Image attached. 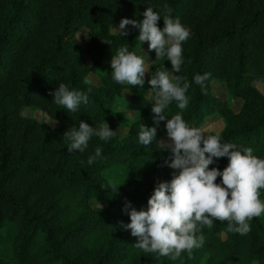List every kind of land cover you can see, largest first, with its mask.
Returning a JSON list of instances; mask_svg holds the SVG:
<instances>
[{
    "label": "trees",
    "instance_id": "obj_1",
    "mask_svg": "<svg viewBox=\"0 0 264 264\" xmlns=\"http://www.w3.org/2000/svg\"><path fill=\"white\" fill-rule=\"evenodd\" d=\"M165 5L191 36L182 44L180 72L164 57L149 79L164 69L191 86L186 109L173 101L165 110L157 139L167 137V119L177 113L199 129L217 117L223 128L209 135L264 158V92L256 86L264 84V0H0V264H264V214L250 221L246 235L229 231L227 221L202 226L203 246L176 260L137 249V238L120 226L130 223L126 202L146 210L157 184L176 172L162 166L168 153L158 143L145 147L138 140L142 124L154 126V100L145 94L151 86L112 77V56L125 46L135 53L139 29L128 26L123 37L113 28L123 18L142 21L151 7L163 29ZM82 29L90 32L86 43L77 40ZM205 73L202 90L193 77ZM91 74L100 85L89 81ZM216 82L228 100L214 94ZM59 83L77 91L91 87L89 103L76 112L55 104L49 92ZM230 99L242 101L238 112ZM28 109L42 119L25 116ZM81 120L94 128L105 121L126 133L108 141L93 136L83 152H69L63 133ZM55 121V127L48 123ZM97 147L102 155L90 166ZM228 162L219 158L209 167L222 171Z\"/></svg>",
    "mask_w": 264,
    "mask_h": 264
},
{
    "label": "clouds",
    "instance_id": "obj_2",
    "mask_svg": "<svg viewBox=\"0 0 264 264\" xmlns=\"http://www.w3.org/2000/svg\"><path fill=\"white\" fill-rule=\"evenodd\" d=\"M171 12L172 9L165 5L163 29L157 23L161 19L160 13L151 7L144 11L142 21L123 18L114 29L123 37L130 34L128 26L139 29V43L148 42L156 59L166 57L174 72L179 73L183 63L182 44L191 32L179 18L173 19ZM111 69L118 84L140 87L145 83V73L149 72L145 60L126 46L112 56ZM209 75L196 74L193 80L203 90ZM148 84L155 90L151 108L154 126L142 124L138 140L145 147L158 143L162 151L168 153L162 166L177 172L170 182L157 184L146 210L137 211L126 202L124 211L129 215L130 223L121 221L120 226L137 238L134 244L137 249L155 252L171 260H176L183 252L191 253L202 247L205 241L202 226L211 227L214 220L227 221L229 231L246 235L251 231L250 221L264 214V201L260 199V190L264 189V158L253 155L250 147L241 151L234 144L222 143L219 135H206L201 129L190 127L180 113L167 119V139H157L160 122L166 119L164 113L169 105L176 101L179 109L188 107L186 93L191 85L185 77L164 69L151 74ZM91 91V87L87 91L70 90L64 83H59L49 95L53 96L55 104L76 112L82 103H89ZM115 135L105 121L99 128H94L83 120L78 129L73 127L63 133L69 152H83L93 136L108 141ZM101 155V149L97 147L95 154L88 158V164L91 166ZM223 157L229 162L222 171L209 167ZM218 177L220 183L216 182ZM110 186L113 191H118L117 186Z\"/></svg>",
    "mask_w": 264,
    "mask_h": 264
},
{
    "label": "rangeland",
    "instance_id": "obj_3",
    "mask_svg": "<svg viewBox=\"0 0 264 264\" xmlns=\"http://www.w3.org/2000/svg\"><path fill=\"white\" fill-rule=\"evenodd\" d=\"M114 28H118V27H114ZM113 28V32H117V30H115ZM77 40L79 43H86L90 40V32L86 29H82L79 31L78 35H77ZM135 54H137L138 56L142 57L145 60V64L148 67L149 72L145 73V83L144 85L146 86L148 80H149V76H150V69L151 67L156 63L157 59H156V55H155V51L154 50H149L148 47V42H143L140 44V46L138 47V49L136 50ZM83 62L85 66H90L91 65V60L90 57L88 55H85L83 57ZM172 73V72H170ZM89 81L93 82L96 85H100L101 84V80L94 74H91L89 76ZM256 86L258 87L259 90H261L262 92H264V84L262 83H257ZM213 92L216 96H218L219 98H221L222 100H228V94L226 91V88L223 84H219L218 82L213 84ZM146 97L149 99L154 100L155 99V92L151 89L148 88L146 90ZM125 98L127 101L131 100L132 95L129 91L125 92ZM230 105L232 106V108L238 112L242 106V101L241 100H234V99H230ZM38 111H33L32 109H28L24 112L25 116L31 117V118H36L38 120L42 119V115L40 113H36ZM128 115L132 116L134 114H132L131 112H127ZM49 124H51L52 126H56V123L54 122H48ZM110 129L115 131L116 135L122 137L125 133H126V129L116 126V125H109ZM99 128V127H97ZM223 128V123L220 120V118L217 117H210L209 119L206 120V122L204 123V125L200 128L206 135H209L211 132H220ZM160 139H167V137H162ZM173 172H177V170L171 169ZM96 207H98L99 210H103V208H100L99 205H96Z\"/></svg>",
    "mask_w": 264,
    "mask_h": 264
}]
</instances>
